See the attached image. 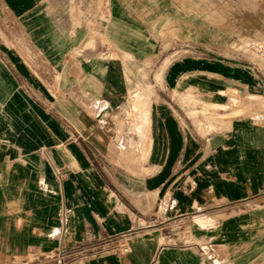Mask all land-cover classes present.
Returning a JSON list of instances; mask_svg holds the SVG:
<instances>
[{
    "label": "crops",
    "instance_id": "0c3cea01",
    "mask_svg": "<svg viewBox=\"0 0 264 264\" xmlns=\"http://www.w3.org/2000/svg\"><path fill=\"white\" fill-rule=\"evenodd\" d=\"M86 2L111 49L71 0H0V264L117 241L69 264H264V74L241 54L264 0ZM175 48L132 89L127 62Z\"/></svg>",
    "mask_w": 264,
    "mask_h": 264
},
{
    "label": "rangeland",
    "instance_id": "374dc122",
    "mask_svg": "<svg viewBox=\"0 0 264 264\" xmlns=\"http://www.w3.org/2000/svg\"><path fill=\"white\" fill-rule=\"evenodd\" d=\"M70 7L74 9L78 8L79 15L84 14L83 21H86L88 24L90 23V26L92 28V34L90 35L89 40L85 43V46H91V47L97 48V45H100L102 47H109L111 49V45L108 44L106 40L104 39V37L101 35V31L97 23L96 22L92 23V20H90L88 16L86 15L88 12V4L86 0H79V1L71 0ZM102 18H105V16H103ZM7 25L8 23L6 22L4 23L3 28L0 26V36H2L4 40H6L4 31ZM23 47L24 49L21 50L22 51L21 55L23 56V58L26 59L31 64L34 62V64L36 65V62H37L36 60L38 59V56H36L34 52L29 50L25 44H23ZM189 52L190 51L184 50V48H175V49L168 50V52L165 53L163 56H161V54L158 53L155 56L154 60H150L146 62L145 64L136 65V64H131L127 62L126 74L131 83L132 89H136L139 91V90H142V88H144V91L150 94L151 96L152 90L155 89V86H152L151 84L153 82L152 76L154 72L156 74L155 82L158 85H160L159 84L161 83L160 75L162 74L169 60L177 55L186 54ZM241 54L242 56H244L245 59L255 63L258 69L264 74V39L263 38L260 40H245L244 44L241 46ZM106 55L117 57L118 52H115V50H110V52L106 53ZM125 58H128V57L125 55ZM163 58L164 60H162ZM161 63L162 65L158 71L157 67ZM33 68L36 70V76L38 77V79L41 81H44L45 77L42 74H40V69L36 67H33ZM132 100L133 99H131V94H130L129 101L127 104L130 105V103H132ZM231 102L239 105V109L232 110V115L234 116L245 114L250 111V110H246L243 107L244 99L238 93H234L232 95ZM139 104H140V99H137L134 101L135 106ZM247 106H251V104H248ZM128 117L133 118L134 116L132 114H128ZM252 205H253L252 202L249 203L248 208H252ZM246 210L247 208H245V211ZM229 211L230 213H236L242 210H241V207L238 208L236 206H230ZM184 233L188 235L190 232L186 230L184 231Z\"/></svg>",
    "mask_w": 264,
    "mask_h": 264
},
{
    "label": "built area",
    "instance_id": "2783aa9c",
    "mask_svg": "<svg viewBox=\"0 0 264 264\" xmlns=\"http://www.w3.org/2000/svg\"><path fill=\"white\" fill-rule=\"evenodd\" d=\"M114 249L119 250L123 254L129 251L126 243L120 245L118 241L108 247H105L100 242H87L69 248H60L50 255L48 259L52 260L53 264H69L74 260L88 258Z\"/></svg>",
    "mask_w": 264,
    "mask_h": 264
}]
</instances>
